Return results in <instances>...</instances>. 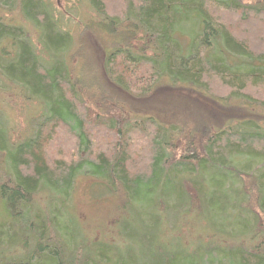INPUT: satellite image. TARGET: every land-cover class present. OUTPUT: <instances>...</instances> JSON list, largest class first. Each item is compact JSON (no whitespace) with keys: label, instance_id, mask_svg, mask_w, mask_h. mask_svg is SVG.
Wrapping results in <instances>:
<instances>
[{"label":"trees","instance_id":"trees-1","mask_svg":"<svg viewBox=\"0 0 264 264\" xmlns=\"http://www.w3.org/2000/svg\"><path fill=\"white\" fill-rule=\"evenodd\" d=\"M88 2L119 41L107 44L108 84L142 98L167 72L213 100L239 98L264 109V0ZM29 3L28 18L51 39L60 14L41 0ZM185 24L194 34L183 56ZM18 32L0 25V41L11 34L18 46ZM140 39L151 55L143 54L148 47L133 54ZM27 47L8 70L12 51L0 48V75L16 77L12 86L25 88L24 99L38 93L54 104L40 122L26 117L19 140L1 125L0 155L9 157L0 163V248L17 252L0 264H264L263 129L241 121L204 132L99 115L71 80L72 68L43 63L29 41ZM220 50L257 66L230 67ZM213 91L228 95L216 98ZM8 96L13 105L21 98ZM85 168L90 175H82ZM82 176L92 181L95 198L125 218L119 212L97 227L95 217L84 230L61 225L63 213H77Z\"/></svg>","mask_w":264,"mask_h":264},{"label":"rangeland","instance_id":"rangeland-1","mask_svg":"<svg viewBox=\"0 0 264 264\" xmlns=\"http://www.w3.org/2000/svg\"><path fill=\"white\" fill-rule=\"evenodd\" d=\"M26 2L38 4L39 0H4L2 7H0L1 27L10 31H19L14 36L20 37V45L18 46L13 45L11 34L3 37L0 41V48L3 49L6 46L8 53L12 51V57L10 58L13 59L5 65L7 70L16 63L14 58L19 55L22 46L29 50V47H27L29 41L35 50V55L43 63H49L53 66L59 65L66 69L68 73L72 68L71 75L73 79L71 78V80L78 81L79 86L77 88L80 89V94H83L85 103L91 108L92 112L99 115L110 114V116L117 118H129L131 122H139L145 117L154 119L164 126L174 124L190 125L191 128L199 127V130L204 132L212 131L214 128L220 130L231 123L237 126L241 121H246V123L253 122L264 131V109H262L261 103H256V106H259L256 108L249 105L248 101L237 98L229 102L223 100V104L208 97L205 91L198 86L188 82L175 81L173 76L167 72L160 76L158 83L150 93L142 98H135L132 95L130 97L127 92L124 93V91L113 87L110 83L108 84L105 75L104 57L107 58L106 55L108 56L111 51L107 44L117 43L118 39L113 34H109V31L102 26L101 21L94 15L93 8L88 0H41L53 16L54 11L60 14L57 15L56 13L57 27H54V34L51 39H46L44 30L36 23L34 24V20L28 18L25 13L28 6ZM182 27H185L186 33H180L181 38L179 40L180 45L183 47V56H186V54H189L188 51L190 52L194 33L191 31L189 24ZM63 42L67 43L64 45ZM133 44L134 55L139 49L143 50L144 47H148L143 46L141 39ZM150 50L148 47V49L143 50V54L146 56L151 55ZM220 52L224 53L223 50H220ZM224 56L226 57L225 53ZM71 60L72 67H70ZM226 60L230 67L234 66L233 64L238 65L240 62L241 65H238L240 69L257 66L255 63H249L243 57L235 56L234 58L229 56L226 57ZM14 78L17 79L13 75H0V121H3L0 124V134L2 131L1 125L4 129L5 123L8 128L12 129L9 133L11 140L16 141L21 138V131L28 127L26 117L30 121L38 119L39 122L42 121L41 117L51 113L54 99L52 96L45 99L38 93H32L33 95L29 97L30 100L25 98L27 99L25 104L24 97L27 95H23V93L26 90L24 87L17 88L15 86L13 88L12 84L14 82H11L10 79ZM8 94L19 95L21 98L13 105L9 103ZM211 94L216 98H225L228 95L223 91L217 93L213 91ZM13 134L16 135L13 136ZM8 157L6 153L0 155V163L8 162ZM84 170L83 173L80 172L83 176L88 174L86 168ZM83 176L78 180L79 184L74 196L77 213L75 210L67 212V214L63 213L64 218L60 221L61 225H69L68 223H70L74 226L78 225L81 230H84L83 227H87L85 220L94 222L95 217L100 218L95 220L94 225L102 227L103 218L115 220L120 217V214L123 216L120 210L119 214L115 207L107 206L102 201L103 199L95 198L90 190L92 181ZM102 196L101 194L100 197ZM123 218H125V215ZM128 218L126 216V219ZM12 240L14 239H9L8 243ZM7 246L0 248V258L11 259V255L16 254L17 250L12 252L13 248Z\"/></svg>","mask_w":264,"mask_h":264}]
</instances>
